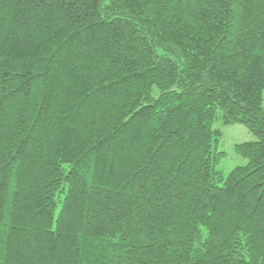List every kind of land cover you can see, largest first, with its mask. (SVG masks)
I'll return each instance as SVG.
<instances>
[{
	"label": "trees",
	"instance_id": "trees-1",
	"mask_svg": "<svg viewBox=\"0 0 264 264\" xmlns=\"http://www.w3.org/2000/svg\"><path fill=\"white\" fill-rule=\"evenodd\" d=\"M263 91L264 0H0V264H264Z\"/></svg>",
	"mask_w": 264,
	"mask_h": 264
},
{
	"label": "rangeland",
	"instance_id": "rangeland-1",
	"mask_svg": "<svg viewBox=\"0 0 264 264\" xmlns=\"http://www.w3.org/2000/svg\"><path fill=\"white\" fill-rule=\"evenodd\" d=\"M262 107L264 109V91L262 92ZM214 140H218L217 152L221 157L216 165V171L227 176L233 169L246 165L247 161L240 154L236 153L235 147L239 144L255 141V137L242 125H222L217 121L213 125Z\"/></svg>",
	"mask_w": 264,
	"mask_h": 264
}]
</instances>
